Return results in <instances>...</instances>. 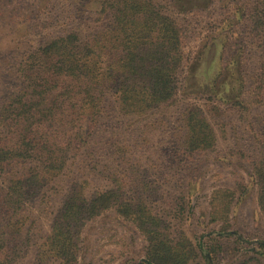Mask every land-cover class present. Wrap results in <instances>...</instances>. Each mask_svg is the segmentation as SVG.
Masks as SVG:
<instances>
[{"label": "rangeland", "instance_id": "obj_1", "mask_svg": "<svg viewBox=\"0 0 264 264\" xmlns=\"http://www.w3.org/2000/svg\"><path fill=\"white\" fill-rule=\"evenodd\" d=\"M258 1L0 0V118H28L29 106L22 115L5 113L31 94L25 90L27 64L42 59L48 44L61 46L73 36L68 46L75 48L76 39L78 48L86 39L102 46L124 37L131 54L133 45H142V58L145 50L177 38L176 50L160 56L177 58L172 96L148 108L133 103L123 110L118 92L121 80L129 79V90L141 97L148 86L141 81L143 59L139 78L132 62L121 73L125 51L116 44L100 65L96 56L90 60L99 83L102 77L109 82L97 122L65 170L27 204V246L23 234L21 256L11 264H148L150 250L169 264H264V26L256 21ZM121 9L130 27L118 34ZM69 51L59 47L50 60ZM59 68L49 69L56 75ZM51 90L58 93L55 82ZM191 107L203 112L216 138L213 148L194 154L184 148ZM81 116L74 108L65 112L72 133ZM28 166L6 170L0 187ZM74 182L82 183L87 198L120 186L132 209L109 207L83 219L71 255L60 257L47 249V237ZM10 252L0 251L1 264Z\"/></svg>", "mask_w": 264, "mask_h": 264}, {"label": "trees", "instance_id": "obj_2", "mask_svg": "<svg viewBox=\"0 0 264 264\" xmlns=\"http://www.w3.org/2000/svg\"><path fill=\"white\" fill-rule=\"evenodd\" d=\"M254 10L256 21L263 23L264 26V0H259ZM121 12L122 9L116 15L117 28H120L118 34L126 33L130 27L127 11L123 9V15ZM259 26L264 29L261 25ZM72 39L73 36L67 37L61 46L54 47L48 44L42 50L44 53L42 59L30 60L27 64L31 72L27 74L25 90L30 91L31 94L26 100L19 99L5 115L12 113L22 115L24 108L29 106L28 118H0V175L14 167L29 165L24 173L12 175L8 182L0 187V251L5 249L11 251L3 254V264L15 262L21 256L19 251L23 243L27 246L26 239L30 232V228L25 229L24 213L27 210V204L39 194L43 187L65 170L70 155L77 153L84 145V141H87L97 122L103 93L109 87V82L102 77L99 83L98 78L90 71L92 67L90 60L96 56L95 63L100 65V59L104 55L111 54V48L114 47L113 44H116L125 51L120 58L121 73L132 62L136 65L132 75L139 78L144 70L139 68L143 59L147 70L143 74L145 79L141 81L148 86H145V91L142 92L141 97H138L133 94V89L129 90L130 87L126 85L130 80H121L118 92L123 110L132 107L133 103L138 104L139 108L154 106L167 101L173 93V86L170 85L172 64H176L177 58L173 60L171 57L167 62L160 56L165 52L176 50V36L175 41L170 39L165 41L168 46L158 45L153 52L145 50V56L142 58H137V52L142 45L141 48L138 47L139 45H133L135 51L131 54L132 51H129L130 49L125 45L124 37H122L123 41L118 37L117 43H112L111 38L109 42L105 40L102 46L98 45L97 41L79 40L80 48L76 44L78 42L76 39L73 43L76 52L73 46H68ZM59 47H69L70 51L68 54L65 53L61 60L53 62L50 57L57 53ZM58 65L60 72L53 75V71L49 68ZM110 66L111 64L108 68ZM53 82L57 84L58 93L56 94L51 90ZM143 94H145L144 97H142ZM42 101H46L47 104ZM69 108L77 109V115L82 114L79 118V127L74 133L65 122L68 120L65 118V112ZM83 123H85L84 126H82ZM184 124L186 152L194 154L213 148L215 134L200 109L189 108L185 114ZM79 131H81L80 134H78ZM77 137L79 142H76ZM260 171L262 172L259 173L261 177L259 179H262L264 171ZM136 200L139 202V198ZM109 207H116L119 212L132 209V204L124 197L122 187H111L87 198L82 183H72L51 225V231L47 237L49 252L60 257L71 255L74 246L73 236L82 225L81 221ZM21 235L23 236L22 246L19 243ZM260 245H264V242ZM61 250L62 253H60ZM150 252L151 250L147 254L148 264H169L165 256L150 254ZM65 259L69 260L66 257Z\"/></svg>", "mask_w": 264, "mask_h": 264}]
</instances>
